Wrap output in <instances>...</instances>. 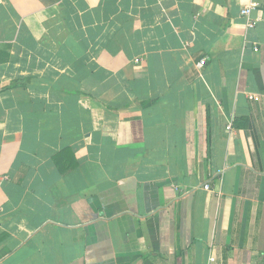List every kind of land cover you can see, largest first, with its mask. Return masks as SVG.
I'll return each instance as SVG.
<instances>
[{
    "label": "crops",
    "instance_id": "1",
    "mask_svg": "<svg viewBox=\"0 0 264 264\" xmlns=\"http://www.w3.org/2000/svg\"><path fill=\"white\" fill-rule=\"evenodd\" d=\"M0 264H264V0H0Z\"/></svg>",
    "mask_w": 264,
    "mask_h": 264
},
{
    "label": "built area",
    "instance_id": "2",
    "mask_svg": "<svg viewBox=\"0 0 264 264\" xmlns=\"http://www.w3.org/2000/svg\"><path fill=\"white\" fill-rule=\"evenodd\" d=\"M249 13H250V8H243L241 11H240V15L244 18H246L247 20V24L246 26L249 27V28H252L254 25H255V22L250 20L249 19ZM205 59H201L197 64H196V67L197 68H202L205 64ZM207 188V187H206Z\"/></svg>",
    "mask_w": 264,
    "mask_h": 264
}]
</instances>
